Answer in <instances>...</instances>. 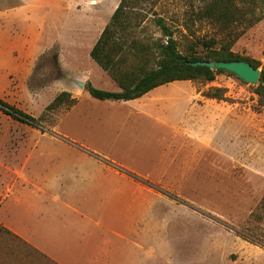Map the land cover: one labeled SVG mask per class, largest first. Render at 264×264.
<instances>
[{"label": "rangeland", "instance_id": "374dc122", "mask_svg": "<svg viewBox=\"0 0 264 264\" xmlns=\"http://www.w3.org/2000/svg\"><path fill=\"white\" fill-rule=\"evenodd\" d=\"M91 1L24 0L17 18L0 14V99L35 120L27 124L0 109V194L13 191L4 215L16 222L19 211L26 216L45 205L33 186H20L22 176L48 177L58 186L57 177L82 175L89 184L111 169L153 191L147 264H264V101L258 85L222 73L210 83L159 87L133 104L94 99L76 84H87L85 73L92 87L119 91L90 57L118 0H97V7ZM139 1L130 11L129 40L163 37L158 19L182 50L195 39L227 36L210 22L189 19L204 0ZM14 2L0 0V11ZM235 31L242 35L232 51L264 69V18ZM210 88L224 89L226 99L203 96ZM62 92L76 103L48 110ZM103 183L127 195L134 187L109 178ZM19 190L29 195L20 207L13 201ZM0 264L54 263L2 229Z\"/></svg>", "mask_w": 264, "mask_h": 264}, {"label": "crops", "instance_id": "0c3cea01", "mask_svg": "<svg viewBox=\"0 0 264 264\" xmlns=\"http://www.w3.org/2000/svg\"><path fill=\"white\" fill-rule=\"evenodd\" d=\"M16 1L0 11V14L15 18L22 14L23 9L20 7L25 2ZM95 1L89 5L97 7L98 1ZM120 2L117 1V8ZM85 74L88 83L89 75ZM154 90L141 98L121 102L133 104ZM134 111L145 112L142 109ZM96 159L103 162L102 159ZM107 172L105 176L93 175L89 184L88 179L82 175L57 177L58 186L48 177L27 179L22 176L18 178L20 186H33V196L45 205L26 211V216L23 211H19L14 222L8 214L4 215L6 203L13 191L1 192L0 225L54 264H147L146 257L150 253L145 249L150 243L147 235L152 226L149 213L153 206V191L145 184H135L137 181L130 175L111 169ZM105 178L129 182L134 187L127 195L124 190L114 188L110 183L111 187H107L103 183ZM28 197V194L19 190L13 201L20 207ZM117 199H120L121 204L111 203ZM24 221L30 222V225L26 226Z\"/></svg>", "mask_w": 264, "mask_h": 264}, {"label": "trees", "instance_id": "16d2710c", "mask_svg": "<svg viewBox=\"0 0 264 264\" xmlns=\"http://www.w3.org/2000/svg\"><path fill=\"white\" fill-rule=\"evenodd\" d=\"M139 0H121L110 23L101 33L90 52V57L119 86L120 92H110L86 84L89 94L100 101H130L143 97L150 91L177 81H202L210 83L218 74L228 73L223 70H211L207 67L193 66L198 61H241L233 51L234 43L241 37L235 31L237 27L251 28L264 18V0H204L196 18L199 22H210L224 36L222 40L214 37L195 39L187 43L182 50L173 32L158 19L157 25L163 30L160 38L126 37L127 31L133 27L131 10ZM220 45V47H218ZM259 68L260 63L244 60ZM230 74V73H228ZM261 102L264 101V69L256 89ZM225 90L210 88L203 96L210 99L225 100ZM76 99L71 93L62 92L48 106V110H56L63 105L73 106ZM0 109L18 121L34 124L33 117L23 113L0 99ZM4 229L0 225V230Z\"/></svg>", "mask_w": 264, "mask_h": 264}, {"label": "water", "instance_id": "95a60500", "mask_svg": "<svg viewBox=\"0 0 264 264\" xmlns=\"http://www.w3.org/2000/svg\"><path fill=\"white\" fill-rule=\"evenodd\" d=\"M193 66L207 67L211 70H223L238 77L241 81L258 85L261 77V69L255 68L248 61H198L191 63ZM76 84L81 88H86L85 81H76Z\"/></svg>", "mask_w": 264, "mask_h": 264}]
</instances>
